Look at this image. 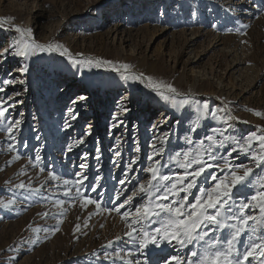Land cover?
Here are the masks:
<instances>
[{"label": "rangeland", "instance_id": "1", "mask_svg": "<svg viewBox=\"0 0 264 264\" xmlns=\"http://www.w3.org/2000/svg\"><path fill=\"white\" fill-rule=\"evenodd\" d=\"M15 26L31 28L41 44L58 42L77 60L92 62L73 63L58 51L16 56L10 48L0 56V107L7 108L0 117V201L15 200L0 205V264H164L175 253L187 260L202 251L205 241L142 248L125 235L131 216L125 222L120 213L104 210L119 207L150 180L145 169L152 145L161 146L157 137H167L155 157L163 166L213 136L224 143L214 146L215 161L205 157L208 163L223 167L227 160L253 169L232 190L226 208L236 211L260 190L264 164L257 166L252 152L235 141L264 128V116L255 114L264 113V0H0V52L20 38ZM104 60L172 84L175 99L164 100L143 79H123L112 67L97 66ZM25 65L28 71L21 72ZM180 128L187 129V143L172 146ZM252 147L259 150L257 142ZM174 168L168 173L183 171L176 163ZM53 172L59 179L51 178ZM212 174L227 172L207 170L193 196L213 185ZM76 180H82L79 195ZM85 197L101 207L85 206ZM146 202L137 195L121 213L134 215ZM231 214L229 224L235 223ZM252 226L250 221L236 240L240 256L264 237V227L253 234ZM144 227H159L157 218ZM214 227L201 229L209 232L206 241L231 238L233 229ZM245 264H264V257Z\"/></svg>", "mask_w": 264, "mask_h": 264}, {"label": "snow or ice", "instance_id": "2", "mask_svg": "<svg viewBox=\"0 0 264 264\" xmlns=\"http://www.w3.org/2000/svg\"><path fill=\"white\" fill-rule=\"evenodd\" d=\"M15 27L20 38L16 39L9 48H4L0 52V56L8 54L10 48L12 49L11 54L16 56H28L36 50L42 52L58 51L62 55L67 56L73 63L92 62L91 60H77L69 49L58 42L46 44L37 42L33 37V30L31 28ZM96 64L97 66L107 65L112 67L116 72L121 74L123 79H128L131 76L137 80H145L148 87L154 90L164 100L175 99L174 95L171 94H177V89L172 84L156 80L152 76H145L143 73L139 75L130 73L129 70L132 66L129 64H117L111 60L97 61ZM20 71L27 72V65L22 67ZM4 83H13V81L9 80ZM78 99L83 100L85 97L81 96ZM207 109L208 105L204 104L203 111L206 112ZM69 111L71 112L72 110L69 109ZM6 112L7 108L0 107V117H4ZM255 114L257 116H264V113L259 111H256ZM15 123L19 125L20 121H16ZM65 126L67 127L69 125ZM8 131L9 133L12 132L11 123L9 124ZM260 133L250 134L243 143L239 140L235 141L241 151L252 152L257 166L264 164V128L260 130ZM10 138L15 139L13 136H10ZM156 139L160 141L161 146L157 148L155 144L152 145L153 153L148 157L152 163L145 169L150 174V180L140 184L138 192H133L132 196H129L119 207L104 209L108 212L115 211L120 213L121 219L125 222H128L131 216V223H128L129 231L125 235L132 238V242L138 243L142 248H147L150 244L161 245L164 243L169 245L175 244L180 248H184L192 244L193 241H205L202 251L191 252V259L185 260L179 256H172L165 264H245V262L249 261L250 257L254 259L256 257H264V237L258 236L257 240L259 242L253 241L242 256L238 255V249L236 248L237 238L249 227L250 221L253 222L251 229L253 234L259 228L264 227V182L261 183L260 190L256 191L248 202L241 203L236 211H232L230 206L226 208L232 198V190L237 185L242 184L252 174L253 169L251 167H244L243 165H233L227 160H225L223 167L220 164L208 163L205 157L207 156L208 160L215 161L216 156L212 154L213 148L217 144L222 145L224 143L223 140L217 141L213 136H209L207 137V140L210 142L208 145H205L204 141L201 140L195 148L177 152L174 157H170L183 171L165 174L163 172V164L160 160L155 159V157L164 152V143H166L167 137H157ZM82 142V140L76 141V143ZM254 142L258 143V151H253L252 146ZM71 150L72 146L70 145L68 151ZM233 150L235 151V149ZM15 159H19V156L15 157ZM36 159L39 161L40 157L37 156ZM80 167L85 168L86 165L81 164ZM213 167L220 169L221 172L226 171L227 174L223 177L212 174L210 178L214 181L213 185L208 188H199V194L193 196L192 190L197 188L199 179L204 176L207 170ZM241 168L243 169V173L239 174L237 169ZM50 176L52 179H59L54 172ZM83 179H87V177L83 176ZM69 183H73V181H64V184ZM74 183L77 185L76 192L79 195L82 180H76ZM121 183H124V181H121ZM18 187L23 188L25 185L21 183ZM137 195L146 196L147 202L136 207L134 215L130 211L121 213V209ZM190 196L193 197L191 201L189 200ZM119 198V195H117L116 199ZM60 203L62 204L63 201ZM82 203L85 206L94 204L98 209L101 207V204L97 200L87 197L83 199ZM13 204H15V200L7 202L0 201V205L5 208ZM249 208L258 210V215L246 214L245 210ZM227 212L232 213L231 220L235 221V223H228ZM154 218H157L159 227L151 231L146 230L144 227L145 222H151ZM133 225H141V227L138 230ZM209 226H215L211 231L225 228L233 229L231 238L223 241L219 238L212 239L210 242L206 241L205 237L209 235V232L201 231V229H208ZM133 233H138V235L133 236ZM117 239H120V237H117Z\"/></svg>", "mask_w": 264, "mask_h": 264}, {"label": "bare ground", "instance_id": "3", "mask_svg": "<svg viewBox=\"0 0 264 264\" xmlns=\"http://www.w3.org/2000/svg\"><path fill=\"white\" fill-rule=\"evenodd\" d=\"M43 44H46V43H43ZM90 86V87H89ZM89 86H88V88H90L91 89V85L89 84ZM131 83H129L128 85H127V87L128 88H131ZM127 91H121V92H118L119 94H125ZM106 104L108 105L109 104V101H106ZM119 108L120 107H117V110H115L114 112L117 114L118 112H120V111H118L119 110ZM229 116H231L232 118H235L234 119V121L236 120V121H238L239 123L241 122L240 121V119H238L237 118V116L236 115H234L233 114V111H230V112H228L227 113ZM96 120H99V118H97ZM96 121H95V117H94V120L92 119V121H91V123H95ZM101 122V121H100ZM187 131V129H182L181 130V128H180V131H178V132H176L175 134H174V138H173V142H172V146H183V145H186V143H187V141H186V138H185V135H186V132ZM183 133V134H182ZM178 144V145H177ZM174 165H175V161L174 160H172V159H167V161L165 162V165H164V167H163V172L165 173V172H167V174H168V172L169 171H174ZM172 256H178V253H175V254H173V255H171L170 257H169V259L172 257ZM168 259V260H169ZM165 264V263H164Z\"/></svg>", "mask_w": 264, "mask_h": 264}]
</instances>
